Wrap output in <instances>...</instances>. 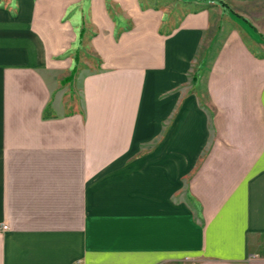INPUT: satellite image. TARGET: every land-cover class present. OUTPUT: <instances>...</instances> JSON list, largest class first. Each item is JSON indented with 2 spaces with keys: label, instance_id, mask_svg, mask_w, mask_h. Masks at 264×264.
Listing matches in <instances>:
<instances>
[{
  "label": "crops",
  "instance_id": "1",
  "mask_svg": "<svg viewBox=\"0 0 264 264\" xmlns=\"http://www.w3.org/2000/svg\"><path fill=\"white\" fill-rule=\"evenodd\" d=\"M0 264H264V0H0Z\"/></svg>",
  "mask_w": 264,
  "mask_h": 264
},
{
  "label": "rangeland",
  "instance_id": "2",
  "mask_svg": "<svg viewBox=\"0 0 264 264\" xmlns=\"http://www.w3.org/2000/svg\"><path fill=\"white\" fill-rule=\"evenodd\" d=\"M218 5H219L220 7H223L222 2L218 3ZM225 6H226V4H225Z\"/></svg>",
  "mask_w": 264,
  "mask_h": 264
},
{
  "label": "built area",
  "instance_id": "3",
  "mask_svg": "<svg viewBox=\"0 0 264 264\" xmlns=\"http://www.w3.org/2000/svg\"><path fill=\"white\" fill-rule=\"evenodd\" d=\"M7 229V226H2V230H6Z\"/></svg>",
  "mask_w": 264,
  "mask_h": 264
}]
</instances>
